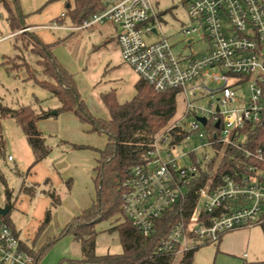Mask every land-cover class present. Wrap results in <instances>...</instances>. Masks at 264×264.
Returning a JSON list of instances; mask_svg holds the SVG:
<instances>
[{"label":"built area","instance_id":"built-area-1","mask_svg":"<svg viewBox=\"0 0 264 264\" xmlns=\"http://www.w3.org/2000/svg\"><path fill=\"white\" fill-rule=\"evenodd\" d=\"M186 1L190 23L181 34L186 47L205 42L208 47L201 54L174 52L152 0H103L102 12L72 28L112 24L122 61L139 79L159 93L179 90L185 100L182 115L154 138L147 161L131 167L123 183V216L143 236H151L157 221L178 209L179 218L159 243L158 256H181L241 229L259 227L264 232V147H247V127L264 124V0ZM47 28L63 27L54 23ZM246 86L247 98L241 96ZM203 100L206 106L200 105ZM180 128L189 134L183 143L189 145L191 135L201 139V156L188 148L172 155L171 149L179 146L172 140L181 135ZM226 150L243 156L234 172L216 178L218 159L207 184L196 186ZM192 191L197 208L187 218L183 210ZM0 264H36L1 219Z\"/></svg>","mask_w":264,"mask_h":264},{"label":"trees","instance_id":"trees-1","mask_svg":"<svg viewBox=\"0 0 264 264\" xmlns=\"http://www.w3.org/2000/svg\"><path fill=\"white\" fill-rule=\"evenodd\" d=\"M57 1V0H51ZM65 16L74 25H81L91 16L105 9L103 0H65ZM7 12L6 21L11 33L29 29L27 15L24 14L20 0H0ZM64 17L58 18L63 23ZM13 56H4L0 67L4 68L9 76L21 80V73L25 72V80L33 82L35 86L48 91L53 98L60 103L58 114L73 113L84 124L92 127V132L104 135L107 145L99 150V159L95 167L94 183L97 190L96 200L92 207L83 211L56 236L48 241L38 250L30 246L20 238L10 219V212L14 208V191L9 188L7 180L0 169V184L3 186L6 198V206L9 213L2 216L3 220L20 239L21 248L35 257L36 264H41L50 249L61 239L72 236L82 248V258L79 260L62 259L58 264H194L197 249L184 253L181 256L168 255L158 256L156 254L159 243L166 237L173 224L178 220V209L174 208L164 214L156 223L155 230L151 236H143L132 223L123 216L122 194L123 183L127 179L131 167L144 164L147 161V152L154 138L171 124L178 114L179 90H169L159 93L148 83L139 80L136 84L135 97L126 102L118 101L115 91L102 95V102L109 112V118H98L92 115L88 105L82 98L75 81L74 75L66 69L57 59L53 45L44 44L34 32L24 31L15 35ZM19 42L22 45H19ZM28 52L30 58L22 59L18 65L14 61L16 53ZM16 59V58H15ZM33 60V61H32ZM42 75L43 78H40ZM264 90V82L261 84ZM41 102L36 98L33 104L11 108L0 102V158H4L6 139L4 137L3 122L11 119L16 122L25 134L27 141L33 151L35 161L32 168L45 161L52 153V147L48 144L45 134L39 131L37 124L42 120L54 118L52 111L44 110ZM38 107V108H37ZM181 135H174L172 143L182 144L189 134L180 128ZM249 139L247 147L257 149L264 147V124L254 128L247 127ZM73 150L85 148L84 146L72 145ZM220 150L221 147H218ZM221 162L220 168L215 173L216 178H221L227 173H233L237 161H242L243 156L239 152L226 150L222 158H214L209 165V171L201 174L196 186H204L213 174V168ZM19 177L23 174L17 171ZM68 190L72 188V181L66 182ZM48 188V190L46 189ZM39 189L42 194L51 200V207L46 212L45 220L42 222L38 235L41 234L51 223L53 210L60 207L61 196L53 189L51 181L46 180L43 185L27 186L23 184L21 193L35 198ZM197 208V197L193 191L189 194L184 206L185 217L190 218ZM122 215L123 224L112 228L111 232H118L122 252L120 254L99 255L97 226L103 222L112 220ZM250 264H264L256 262Z\"/></svg>","mask_w":264,"mask_h":264},{"label":"crops","instance_id":"crops-1","mask_svg":"<svg viewBox=\"0 0 264 264\" xmlns=\"http://www.w3.org/2000/svg\"><path fill=\"white\" fill-rule=\"evenodd\" d=\"M20 3L24 14L27 15L29 30L36 33L44 44L54 46V53L60 63L63 61L66 62L65 60H67V64L74 67L70 58L66 56V51L64 49L68 41L67 38L62 39L60 34L57 36L56 33L70 32V34L73 35L78 32L88 31L91 33L90 36H95L97 42H101V44L97 47L95 46V48H97L98 52L102 51V56L105 60L104 65L107 68L106 70H112V75L114 76H125L129 78L130 83L128 87H130L132 98L129 97L131 99H128L130 101L135 97L136 84L140 79L133 70L122 61L117 42L118 30L112 24L94 26L84 30H72V28L77 25H74L68 17H64L66 11L65 0H20ZM61 16L64 17L63 23L57 21ZM54 23H58L63 28H47ZM15 35L17 34H13L10 31V34L0 38V62L4 56H13L15 54L13 47L14 43H9L14 40L13 38ZM71 50L72 48H69V51ZM66 68L68 69V66ZM68 70L74 74L70 69ZM101 73L102 71L100 69L98 74L92 73L88 78L81 75L84 79L83 85L86 84L85 87L91 91L92 87H96V83L99 84L98 80ZM74 77L77 86H79L78 77L75 76V74ZM0 82L9 85L12 89H17L19 96L24 100H29V102H31L30 99L33 96L40 102H49L54 99L50 93L30 86L27 87L26 91H22L20 89L21 86L15 81L10 80L7 72L2 67H0ZM3 89L11 96L13 95L9 90L5 89V87H3ZM110 91L117 92L114 88L107 87V89H104V93L100 94L101 99L103 94ZM118 101L122 104L128 102H124L125 100L120 101L119 98ZM0 102L11 108L24 106V103L20 105V101H18L17 106L6 104L1 96ZM50 106L51 107L46 108H49L48 110L52 111V114L53 112H57V115H53L59 118L56 119V121L52 120V118L42 120L37 126L39 131L43 134L52 133L57 135L58 139H56L57 141L54 143H50L54 146L50 156L45 161L36 164L31 171H29V169L34 164L35 157L25 134L14 120L8 119L3 122L4 137L6 139L4 160L14 163L16 175H18L17 171L23 174V177L18 176L22 182L21 188L23 184H27V186L43 185L46 180L51 181L52 187L56 192L58 188L60 189L61 185L64 188L61 192L62 203L60 207L54 211L50 225L39 235L38 230L45 220L46 212L48 208L51 207L52 200L48 196L42 194V189L38 190L34 199L29 195L21 193V188L18 192V196H16L14 191L15 201L13 210L17 211L18 206V212L24 214L22 215L23 219H21V222L30 215L32 217V221L25 229L24 237H22V232L18 231L14 225L15 229L19 232L20 238L30 246H33L35 250L40 249L48 238H52L56 236V234L58 235L74 217L93 206L97 196L94 183V170L100 156L99 150H103L107 145V138L105 136L100 137L94 132H90L92 127L82 123L73 113L58 114L60 104L52 103ZM97 117L101 118L100 116ZM102 117L105 118L104 115H102ZM68 144L77 146L87 145L90 149L73 150L71 148L72 145L69 146ZM10 157H12V160L9 159ZM65 180H72L71 190L64 187ZM46 189L48 190V188ZM102 225L103 223L99 224L96 228L99 232L97 252L99 255L112 254L111 248H113V242H115L116 239L118 243L120 241L118 232L110 231L116 224L114 225L110 220L107 221L106 228H101ZM41 235H43V241L39 244ZM251 241V229H241L224 235L217 244H214L216 247L213 248L212 252L215 255L216 262L213 264H250L248 251ZM198 250L199 248L197 251ZM245 254H247L246 258L244 257ZM46 257L48 259L49 257L51 258L50 264H56L60 259L79 260L82 258V248L72 236H68L61 239ZM195 257L194 264H196Z\"/></svg>","mask_w":264,"mask_h":264},{"label":"rangeland","instance_id":"rangeland-1","mask_svg":"<svg viewBox=\"0 0 264 264\" xmlns=\"http://www.w3.org/2000/svg\"><path fill=\"white\" fill-rule=\"evenodd\" d=\"M152 2L155 6L156 11L159 13V16L161 18V25H162L163 32L166 34V36L168 37L170 42L175 44L174 52L176 54H178L180 52H184V53L189 54V55H192V54L196 55V54L204 53L207 50V47H208L207 44L205 42H201V41L196 42L191 47H186L184 37L181 34L182 27L184 25H187L190 23V17L188 14V6H187L186 0H152ZM6 17H7V12L4 8V6L2 4H0V38L10 34V30L8 28V25H7ZM24 31L30 32L29 29H27V30L25 29V30L17 32L16 34L17 35L21 34ZM59 34H60V37L62 39L67 38V40H68L64 49L66 51V56L70 58L71 62L74 64V67L69 66L67 64V60H65L66 62H64V61L61 62L62 65L65 68L68 66V69H70L75 74V76L78 77V82H79V86H77L78 91L80 92L82 98L85 100L86 104L88 105L92 115L95 117L100 116L101 118H103L102 115H104V117H105L104 119L109 118V112H108L107 108L104 106L100 94L104 93V89H107V87H110V88H114L115 90H117L116 95L120 101H124V100H125L124 102L129 101V99L132 98L131 97V90L129 89L130 87H128V84L130 83L129 78H127L125 76L124 77L114 76V75H112V73H113L112 70H109V69L106 70L107 68L104 65L105 60L103 59V56H102L103 53H102V51L98 52L97 48H95V46L97 47L98 45L101 44V42H97V40L95 39L96 38L95 36H90V34H91L90 32H88V31L78 32V33H75L73 35H71L70 32H62V33L58 32V33H56L57 36ZM151 39L156 40L157 37H154ZM147 40H148V38H147ZM13 41L14 40H12L9 43L13 44L14 43ZM19 45H22V43L19 42ZM69 48H72V50L69 51ZM16 54H17L15 56L16 59L14 58V61L18 65L22 64L21 63L22 59H24V60L26 59V61H27L30 58V54L28 52L22 51V52H19ZM100 69H101L102 73L99 75V80H98L99 84L96 83V87L95 88L92 87L91 91H89V89H87L85 87L86 84L83 85L84 79L81 77V75L88 78L89 75L92 73L98 74ZM21 76H22V78H21V80H19V79H14L8 75L10 80L15 81L16 83H18L21 86L20 89L22 91H24V90L26 91L27 87L30 86L32 88H35V89H38L41 91H45L46 93H49L48 91H46L42 88H39L38 86H35L33 82L24 81L25 76H26L25 72H22ZM101 77H102V79H101ZM40 78H43L42 75H40ZM209 86L214 87V85H212V84H209ZM3 87H5V89L9 90L13 95L11 96L8 92H6V90H4ZM0 96L4 99V102L6 104H10V105L13 104L16 106L18 105V101H20V103H21L20 105H22V103H24V106H25V105L33 104L35 99H36V97L33 96L30 99L31 102H29V100L28 101L24 100L22 97L19 96V92L17 89H12L9 85H7L3 82H0ZM241 96L242 97L244 96L247 98V96H248V87L247 86L244 87V89L241 91ZM15 97H16V99H15ZM129 97H131V98H129ZM17 99H18V101H17ZM178 101H179V109H178L177 115L179 117L180 115H182V113L185 109V100L182 96H180ZM52 103L53 104H60L59 101L54 98V99L50 100L49 102H41L40 106L42 107V109L48 111L49 108H46V107H51L50 105H52ZM200 105L206 106L207 101L203 100L200 103ZM241 106L243 107V105L238 104V107H241ZM58 118L59 117H54V119L52 118V120L56 121V119H58ZM167 128H168V126L163 131H161L159 134L163 133ZM90 132H92V130ZM95 134L97 136L104 137V135H101L98 133H95ZM45 135L47 137L49 145H51L50 143H54L55 141H57L56 139H58L57 135L52 134V133H46ZM188 143H189V145H187L186 143H182L179 146L172 148L171 149L172 155L174 157H178L185 151L186 148H188V150H196L198 156H201L202 153L205 151V149L202 147L203 142L201 141V139L197 135H191V138H190ZM68 145L71 146L72 144H68ZM82 146L85 147V148H83V150L84 149H86V150L90 149L89 146H87V145H82ZM51 147H52V149L54 148L53 145H51ZM208 153H210L211 155L213 154L212 150L209 148H208ZM185 161H188V159ZM0 169L2 170L4 176L7 180L9 188L12 189L13 191H15L16 196H18V192L21 188L22 182H21L20 178L18 177V175H16V173L14 171V169H15L14 163L9 162L8 160L5 161L4 158L2 157V158H0ZM67 181H69V180H65V182H64V187H66V188H67V184H66ZM63 189L64 188L61 185L60 189L58 188V190H57V193L61 197H62L61 192L63 191ZM5 202H6V198L4 195V189H3V186L0 184V208L1 209H4L5 207H7ZM25 207H26V205H25ZM55 210H53L52 217L54 215ZM22 215H24V214H22L21 212L20 213L18 212V206H17V211H14V210L12 211V214L10 215V219H11L12 223L16 226L17 230L22 232V237H24L25 229H26V227L29 226L30 222L32 221V217L30 215V216L26 217V219H24L23 222H21V219H23ZM111 222H113L114 225L116 224L115 226H117V225L123 224L124 219L122 218V215H118V216L114 217L111 220ZM102 227L106 228L107 222H103V225L101 226V228ZM251 234H252V241H251V245H250L249 251H248L249 262H251V263L264 262V232L261 228L255 227V228L251 229ZM115 237H113V238H115ZM106 238H108V237H106ZM48 239L46 240V242L48 241ZM42 241H43V235L40 236L39 244ZM118 241H119V238H118ZM113 243H112L113 248H111L112 249L111 253L112 254L113 253H121L122 248L120 245V241L118 243L117 239H116V241ZM215 247L216 246L214 244L201 246L196 253L195 263L196 264L197 263L198 264H213V263H215L216 258L212 252L213 248H215ZM52 248L50 249V251L52 250ZM50 251L48 252V254L50 253ZM46 256L42 260L43 261L42 264H50L51 258L49 257V259H48ZM61 260L62 259H60L56 264H58ZM174 264H178V260H176V262Z\"/></svg>","mask_w":264,"mask_h":264},{"label":"water","instance_id":"water-1","mask_svg":"<svg viewBox=\"0 0 264 264\" xmlns=\"http://www.w3.org/2000/svg\"><path fill=\"white\" fill-rule=\"evenodd\" d=\"M53 114L57 115V112H53ZM200 121L202 123L206 124V119L205 118H200ZM0 213L2 214V216H6L9 213V208L8 207H5L4 209L0 208Z\"/></svg>","mask_w":264,"mask_h":264}]
</instances>
